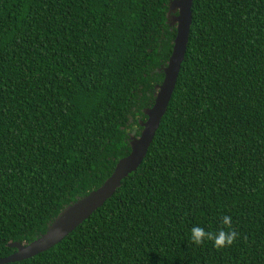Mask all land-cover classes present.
<instances>
[{"label": "trees", "instance_id": "obj_1", "mask_svg": "<svg viewBox=\"0 0 264 264\" xmlns=\"http://www.w3.org/2000/svg\"><path fill=\"white\" fill-rule=\"evenodd\" d=\"M170 0H0V259L130 151L171 54ZM138 169L56 245L8 264H264V0H192ZM237 241L216 250L190 230Z\"/></svg>", "mask_w": 264, "mask_h": 264}, {"label": "water", "instance_id": "obj_2", "mask_svg": "<svg viewBox=\"0 0 264 264\" xmlns=\"http://www.w3.org/2000/svg\"><path fill=\"white\" fill-rule=\"evenodd\" d=\"M191 6L192 0H170L168 2L167 24L170 27H175L176 32L171 54L166 66L162 69L163 80L155 87L154 103L144 111L146 120L140 123L142 128L140 134L137 137L134 134L129 136L130 151L128 155L117 161L111 175L99 188L63 209L42 235L27 244L8 243L7 247L15 249V252L1 258L0 264L29 259L56 245L100 208L119 188L123 179L138 169L153 141L175 88L188 42L192 18ZM171 13L172 15H170Z\"/></svg>", "mask_w": 264, "mask_h": 264}, {"label": "clouds", "instance_id": "obj_3", "mask_svg": "<svg viewBox=\"0 0 264 264\" xmlns=\"http://www.w3.org/2000/svg\"><path fill=\"white\" fill-rule=\"evenodd\" d=\"M222 227L218 231H205L203 227L194 226L190 230L191 243L201 246L206 242H212L216 250L231 247L238 238V233L232 227V217L224 215L221 217Z\"/></svg>", "mask_w": 264, "mask_h": 264}, {"label": "rangeland", "instance_id": "obj_4", "mask_svg": "<svg viewBox=\"0 0 264 264\" xmlns=\"http://www.w3.org/2000/svg\"><path fill=\"white\" fill-rule=\"evenodd\" d=\"M170 15H172V13Z\"/></svg>", "mask_w": 264, "mask_h": 264}]
</instances>
